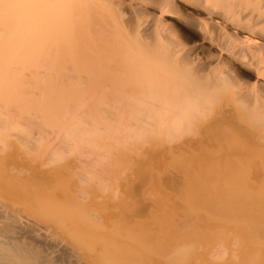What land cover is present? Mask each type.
Returning a JSON list of instances; mask_svg holds the SVG:
<instances>
[{"label": "bare ground", "instance_id": "bare-ground-1", "mask_svg": "<svg viewBox=\"0 0 264 264\" xmlns=\"http://www.w3.org/2000/svg\"><path fill=\"white\" fill-rule=\"evenodd\" d=\"M0 264H264V0H0Z\"/></svg>", "mask_w": 264, "mask_h": 264}, {"label": "rangeland", "instance_id": "rangeland-1", "mask_svg": "<svg viewBox=\"0 0 264 264\" xmlns=\"http://www.w3.org/2000/svg\"><path fill=\"white\" fill-rule=\"evenodd\" d=\"M28 85H29V84H28ZM5 98H6V97H5ZM6 99H7V98H6ZM20 103H21V102H15V105H16V106L18 105V106L16 107L17 110L13 107V108H14V111L16 110V111H17V112H16L17 114H19V113H23V114H24V110H25L26 106H24V105L22 104L23 107H21V105L19 106ZM18 107H20L21 109H19ZM31 108H32V107H31ZM22 109H23V110H22ZM28 109H30V108H28ZM32 109H33V108H32ZM32 109H30V110H32ZM21 110H22V112H21ZM33 110H34V109H33ZM33 110H32V112H33ZM27 112H28V110H25V113H27ZM29 112H30V111H29ZM132 141H133V140H132ZM133 142H134V143H133V146H135V151L138 150L140 154H139V153H135V154L133 153V152H134V147H133V151H132V149H130V151H129L127 147L129 146V148H130V145H131L132 143L130 142L131 144L129 145V142H128L127 147L124 146L125 148L123 149V152L126 151V150H128V153L125 152V153H127L128 157L125 156V153L123 154V152H122V153L119 152V149H118V151H117V153L119 152V153H118L119 155H117V153L115 152V148H114V150H113V151L116 153V154H115V155H116L115 157H114V156L112 157V156L110 155L111 158H112V159H111L110 156L108 155V156H109V158H108V157H107V153H106V157H107V158H106L105 156H103V157H104V158H102V160L104 159V160L102 161L103 164H104V162L106 161V159H108V162H109V163H110L111 161H113V160L116 161V162L119 161L118 163H116V162L113 161L114 164L116 163L117 165H116V164H115V165H114V164H111V163H113V162H111L110 164L107 163V162H105L107 168H108V165H109V166L112 165V166H110V169L112 170L113 168H115V167H117L118 165H120L121 162H122V165H120V166H118V167H120V168L123 167L124 169H123V168H122V169H117V172H118V170H120V171H123V170H124L123 172H125V173H122L123 176H121V173H120V174H119V173H115V172H116V169H115V172H114V173H115V176L118 177L117 174H119V177H120V176L122 177L121 179H120L119 177H118L119 179H117V178L114 176L113 173L111 174V171H108L112 176H114V177L116 178V179L114 178L115 180L113 179V181H112V182H114V183L109 182V184L111 183V184H110L111 186L114 185L113 188H112L110 185H108V183L106 184V185L109 186V187H108V188H109L108 190H109V191L111 190L110 192H111L112 194H114V195L117 196L116 193H117V192L121 193L122 190H124L126 193H127L129 190H130V192H131L132 189H133L132 187L138 185V183L141 182V183H140L141 185H138V187H137L136 189H139V186H141V187H142V188H141L142 191H141V190H138V191H137V190L134 188L136 194H140V193L142 192V193L145 194V196H146L147 198H155V199L160 198V197L163 195L162 193H164V195H167V193H168L169 191H171V190H169V191L165 194V191H166V190H164V188H165L164 186H166V189H167L168 187H167V184H166V182H165L164 179H165L166 177H168L169 175H171V174H167V175H168V176H167L166 173H174L175 170H177V169L180 167V165H181V163H182L183 161L180 160V159H179L178 157H176V156H174V158H173L172 156H169V155H168V156L166 157V159L164 160L165 162L163 163V165H161L160 163H158V161L154 162V161H155V160H154L155 157H154V158H152V157L150 158V156H152L151 154H149V156H148L147 148L144 150L145 147H143V150H142V147L139 146V147L141 148V149H140L141 152H140L139 147H137L139 144H137V146H136L135 143H137V142H136V141H133ZM145 146L148 147V148L151 147V145L149 146L148 144H146ZM166 146H167V144H166ZM136 147H137V149H136ZM126 148H127V149H126ZM111 149H112V148H111ZM107 150L109 151L108 148L106 149V152H107ZM116 150H117V148H116ZM110 151H111V150H110ZM131 151H132V153H131ZM148 151H149V150H148ZM114 152H113V154H114ZM144 153H145V156H144L145 158L142 157V156L144 155ZM149 153H150V152H149ZM108 154H110V153H108ZM111 154H112V152H111ZM129 154H131L132 157L129 156ZM136 154H138V155H137V157H139L138 159H134V158H136V157L133 158V155L136 156ZM122 155H123V156H122ZM140 155H141V157H140ZM124 156H125V157H124ZM117 157H120V158L122 157V159L117 158ZM148 157H149V158H148ZM127 158H128V159H127ZM129 158H131V159H129ZM169 158H170V159H169ZM176 158H178V159H176ZM116 159H117V160H116ZM118 159H120V160H118ZM123 159H125L126 161L124 162ZM150 159H151V160H150ZM155 159H156V158H155ZM168 159H169V161H167ZM172 159H173V160H172ZM100 160H101V159H100ZM109 160H111V161H109ZM128 160H130V163H132L133 166H131L132 164H130V163L128 162ZM142 160H143V161H142ZM156 160H157V159H156ZM178 160H179V161H178ZM97 161H98V160H97ZM132 161H134V162H132ZM140 161H141V162H140ZM148 161H149L151 164H152V162H154V165L152 164V169H151V167L149 168V169H151V171L153 170L152 174H153L155 177H157V175H158V176H161V175L163 174L162 176L165 177L164 179H161L160 177H157V179H156L154 176L152 177V174H151L150 171H148V169H147L148 166H151V164L148 163ZM171 161H172V162L174 161V163H175V161H176L177 163H175V164H177L178 167H177V165H175V164L172 163ZM98 162H100V161H98ZM98 162H96V164H97ZM102 162L99 163V164H100V165H99L100 167L103 165ZM123 162H124L125 164L128 163L129 166L132 168V171H130L129 166L127 167L128 164L125 166V164H124ZM142 162H143V163H142ZM168 162H169V163H168ZM170 162H171V163H170ZM119 163H120V164H119ZM135 163H136V164H135ZM138 163H139V164H138ZM144 163H145V165H144ZM155 163H158V166H157V164H155ZM178 163H180V164H178ZM101 164H102V165H101ZM159 164H160V165H159ZM167 164H168V165H167ZM173 164H174V165H173ZM113 165H114L115 167H114ZM123 165H124L125 167H124ZM135 165H136V167H134ZM137 165H140V166H138L139 170H138V168H137ZM106 166H105L104 168H106ZM142 166H143V167H142ZM145 166H146L147 168H146ZM153 166H155L154 169L156 170V172H154ZM162 166H163V167H166V168L164 169ZM173 166H174V167H173ZM112 167H113V168H112ZM126 167H127L128 169H127ZM157 167H158V168H157ZM170 167H172V169H169ZM133 168H134V169H133ZM135 168H137V169L135 170ZM140 168H142V170H141ZM156 168H157V169H156ZM160 169H161V171H160ZM166 169L171 170V172H170L169 170H166ZM108 170H109V169H108ZM126 170H127V171H126ZM128 170H129V171H128ZM133 170L135 171V173L139 172V173H137L138 176H137V175L134 176L135 174L133 175V173H134ZM172 170H173L174 172H173ZM112 171H114V170H112ZM136 171H137V172H136ZM144 171H146L145 174L148 173V175H145L144 173H142V172H144ZM160 172H162V174H161ZM109 173H108V175H109ZM127 173H128V174H127ZM149 173H150V176H149ZM125 174H127V175H125ZM129 174H130V175L132 174L131 177L133 176V179H134V180H129V179H130ZM139 174H140V175H139ZM159 174H160V175H159ZM124 175H125V176H124ZM144 175L147 176V177H145ZM140 176H141V177H140ZM142 176H144V177H142ZM98 177H101V176H98ZM123 177H124V178H123ZM126 177H127V178H126ZM128 177H129V178H128ZM134 177H135V178H134ZM136 177H137V178H136ZM149 177H150V178H149ZM151 177H152V178H151ZM103 178H104V177H103ZM103 178H102V179H103ZM109 178H111V177H109ZM112 178H113V177H112ZM144 178H145L148 182H150L151 180L154 181V182H153L154 184H156V183L159 182V183H161V185H162L164 188H163L161 185L159 186V187H160V188H159V187H158L159 184H156V185L154 186L153 183H149V184H150L149 187L151 188V191H149V189H148V192H147L146 190H147V188H149V187H148V183H147L146 181H144V180H145ZM153 178H154L155 180H153ZM96 179L99 180L98 178H96ZM102 179H100V180H102ZM104 179H105V178H104ZM123 179H125V181H124ZM138 179H139L140 181L137 182ZM149 179H151V180L149 181ZM135 180H136V181H135ZM156 180H158V181H156ZM102 181H103V180H102ZM109 181H111V179H109ZM116 181H117V182H116ZM126 181H127V182H126ZM132 181H133V182H132ZM134 181H135V182H134ZM98 182H99V181H97V183H98ZM103 182H105V181H103ZM118 182H122V183H118ZM123 182H124V183H123ZM145 182H146V184H145ZM105 183H106V182H105ZM119 184H120V185L122 184V185H121L122 187H124L125 184H128L127 186H129V188H131V189H128V190H127V189H124L125 187L122 188ZM130 184H131V185L133 184V185L131 186ZM134 184H136V185H134ZM151 184H152V185H151ZM97 185H98V186H101V185H99V184H97ZM103 185H104V184H103ZM146 185H147V186H146ZM98 186H96V187H98ZM104 186H105V185H104ZM125 186H126V185H125ZM119 187H121V188H119ZM153 187H154V188H153ZM157 187H158V188H157ZM161 187L163 188L164 192H163V190H162ZM100 188H103V187H100ZM127 188H128V187H127ZM112 189H113V192H114V193L112 192ZM121 189H122V190H121ZM134 189H133V191H134ZM159 189H160V190H159ZM95 190L97 191V189H95ZM152 190H153V191H152ZM156 190H157V191H156ZM145 191H146V193H145ZM98 192H99V188H98ZM110 192H109V193H110ZM130 192H128V193H130ZM111 193H110V195L113 196ZM149 193H150V194H149ZM157 195H158V196H157ZM183 195H184V194H182V196H183ZM184 197H185V196H184ZM169 199L174 200L173 198H170V197H169ZM224 230H225V228H224ZM226 231H227V235H228V237H229V235H230L231 232H229L228 230H226ZM223 233H225V231H224ZM224 235H226V233H225ZM227 235H226V237H227ZM224 237H225V236H224Z\"/></svg>", "mask_w": 264, "mask_h": 264}]
</instances>
